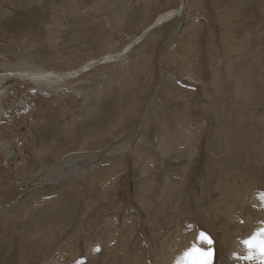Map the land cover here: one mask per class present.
Returning a JSON list of instances; mask_svg holds the SVG:
<instances>
[{
  "label": "rangeland",
  "instance_id": "1",
  "mask_svg": "<svg viewBox=\"0 0 264 264\" xmlns=\"http://www.w3.org/2000/svg\"><path fill=\"white\" fill-rule=\"evenodd\" d=\"M33 1L14 6L35 8L33 33L0 30L1 76L22 60L76 70L181 7ZM183 10L44 91L2 82L0 264H196L209 248L260 264L241 241L264 228V0Z\"/></svg>",
  "mask_w": 264,
  "mask_h": 264
},
{
  "label": "bare ground",
  "instance_id": "2",
  "mask_svg": "<svg viewBox=\"0 0 264 264\" xmlns=\"http://www.w3.org/2000/svg\"><path fill=\"white\" fill-rule=\"evenodd\" d=\"M33 2L34 1L31 0L32 5H33ZM14 6H15V0H0V30L4 29V30H6V32H9L12 35L16 34L17 36H20V35H18V34H20L19 33L20 31H30L33 33V28L35 27V22H34V16H35L34 12L36 11L35 8L34 7L30 8V10L27 12L28 19L25 21V17H24L25 14H23V13L18 14L16 12V10L14 9ZM184 6H185V0H181V7L180 8L175 9V10H171V11H167L165 13L160 14L156 18V20L146 28L145 32L142 35H139V37H136L133 41H131L129 44H127V46H125L124 51H118L114 54L104 55L103 57H101L99 59H95V58L93 59L92 58L91 61H89L88 63L86 62L85 65L79 67L76 70H72L69 72L50 71V70H48V68L40 66L37 63L33 64V62L32 63H30L28 61L23 62V60H22L21 62H19L17 64V66H15L14 69L12 68V70L8 66L5 65L6 69L7 68L10 69L9 70L10 72H8L7 75L4 74L5 76H3V74H2V76L0 75V86H2L1 85L2 82L6 81L7 78H9L10 76H14V77L20 78L24 81L28 80V81L32 82L33 84H35L36 86H38L39 89L44 91L43 87H49L51 84L55 83L56 81L57 82H64L65 80L70 79V78L75 77V76H78L83 71H86V70H88V69H90V68H92V67H94L100 63L115 60L116 58L118 59L124 53H126V50H128L129 48H132L135 43L136 44L139 43L145 36H147L149 31L152 29L151 27H154V26L160 24L165 19L171 20V18H173L174 16L179 15L180 13L183 14L184 13V10H183ZM6 7L10 8V11L12 14V19H10L8 22H6V17H5ZM174 34H175V32L172 34V36H174ZM5 66H3V67H5ZM12 73H14V74L12 75ZM52 78H54L56 81L52 82L51 81ZM1 94H2V91L0 90V115L2 114V108H3L2 107V101H1ZM99 156H101V154ZM73 157L74 156H71L66 161H70V159ZM88 164L89 165H87V164L85 165V168L87 167V169L90 168L91 163H88ZM64 172H65V170H64ZM57 174L58 173H56V175ZM4 208H3V210H4ZM3 210L0 211V213L3 212Z\"/></svg>",
  "mask_w": 264,
  "mask_h": 264
},
{
  "label": "snow or ice",
  "instance_id": "3",
  "mask_svg": "<svg viewBox=\"0 0 264 264\" xmlns=\"http://www.w3.org/2000/svg\"><path fill=\"white\" fill-rule=\"evenodd\" d=\"M262 199H264V194H262ZM200 239L209 246L213 244L212 238L206 233H200ZM241 243L248 249V255L244 259L253 260L258 257L260 264H264V228L242 240ZM193 251L198 254L196 264H213V251L211 248L207 251H201L200 249H194ZM189 255L190 253H185V256Z\"/></svg>",
  "mask_w": 264,
  "mask_h": 264
},
{
  "label": "water",
  "instance_id": "4",
  "mask_svg": "<svg viewBox=\"0 0 264 264\" xmlns=\"http://www.w3.org/2000/svg\"><path fill=\"white\" fill-rule=\"evenodd\" d=\"M174 17H175V16H174ZM11 156H14V153H13Z\"/></svg>",
  "mask_w": 264,
  "mask_h": 264
}]
</instances>
